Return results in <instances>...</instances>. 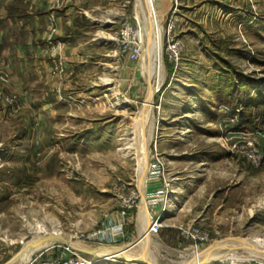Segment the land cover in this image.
I'll list each match as a JSON object with an SVG mask.
<instances>
[{"label":"rangeland","instance_id":"1","mask_svg":"<svg viewBox=\"0 0 264 264\" xmlns=\"http://www.w3.org/2000/svg\"><path fill=\"white\" fill-rule=\"evenodd\" d=\"M173 6V17L172 9L167 16L157 10L151 32L148 0L147 6L144 0H70L69 13L59 12L69 41L48 75L41 77L37 58L28 75L19 65L21 93L5 92L16 108L3 110L0 101V264L54 233L99 251L123 245L149 251L152 235L160 264L190 263L231 238L255 239L262 248L244 244L264 252V157L253 165L235 147L251 139L264 153V0H173ZM126 28L133 30L129 37ZM136 30L139 61L127 54L139 40ZM153 86L152 102L146 101ZM237 95V107L225 104ZM139 152L146 162L142 185ZM154 161L162 173L148 179ZM165 178L170 186L156 196L152 189ZM144 192L149 226L152 216L162 226L141 242ZM125 208L123 238L109 246L87 242V234ZM193 225L208 234L206 242L184 233ZM57 245L69 244L36 252L46 256ZM125 254L94 264H148L137 251Z\"/></svg>","mask_w":264,"mask_h":264},{"label":"crops","instance_id":"2","mask_svg":"<svg viewBox=\"0 0 264 264\" xmlns=\"http://www.w3.org/2000/svg\"><path fill=\"white\" fill-rule=\"evenodd\" d=\"M69 1L0 0V61L4 64L3 70L9 72L11 80L8 85H2L0 81V88H3L5 92L21 93L22 90L16 81L19 69H22L19 65L25 67L28 75L31 61L37 58L38 71L42 77L43 74L48 75L47 71H51L49 63L55 62L63 55L70 35L68 33L62 36L59 12L69 6ZM173 7V0H158L157 10L161 15L167 16ZM65 11L69 13V8ZM51 15L56 18L57 22V32L52 38L49 33ZM67 23L69 28H72V21H67ZM150 182L156 183L157 181ZM159 187L156 185L152 190ZM119 218V215H115L111 217V220L118 222Z\"/></svg>","mask_w":264,"mask_h":264},{"label":"built area","instance_id":"3","mask_svg":"<svg viewBox=\"0 0 264 264\" xmlns=\"http://www.w3.org/2000/svg\"><path fill=\"white\" fill-rule=\"evenodd\" d=\"M178 0H175L177 2ZM175 6L172 8V12L170 16L175 13ZM169 14V13H168ZM133 30L130 28H126L124 33L129 37L130 33ZM57 32V22L56 18L51 15L49 19V33H50V38H52L55 33ZM135 35H137V30L135 31ZM138 37V36H137ZM138 41L135 42L132 48L128 49L127 54L130 57L131 60L133 61H139L141 58L142 54V40L140 37H138ZM171 51L176 52L174 48H176V43H173L171 46ZM175 58H178L176 56ZM9 72L8 71H2L0 74V81L1 84L3 83H8L9 82ZM0 101H2V108L3 110H11V107L14 109L16 108L13 103H15V99L10 96L9 94L5 93V90L3 88H0ZM256 144L254 143L253 140H247L245 144H237L235 147L238 149L245 150L244 154L248 160L253 164V165H260V163L263 160L264 153L260 151L259 148L255 147ZM161 162H151L150 168L148 171V179L151 177V179L155 178L157 179L159 175L162 173V166ZM170 186L169 180L165 178V183L162 187L157 188L154 190V194L156 196H164L166 193V189ZM130 207V206H127ZM127 208L123 209L120 213V220L118 222H110L108 225H106L103 229H99L97 231H94L92 233H89L85 236V239L87 242H97L101 245H111L116 242H118L121 238L124 237L125 235V225L127 221ZM162 226L160 218H154L152 216V221L151 225L149 227L150 233L157 232L158 229ZM184 233L187 234L190 238L195 240L197 243H204L206 242L209 237L208 234L204 231H202L199 227L197 226H190L189 228L184 230ZM197 246V245H196ZM55 245L53 246V248ZM58 249H60V253L58 254V249L57 251H52L51 253L48 252L49 255L43 256L45 253L40 252L37 253L35 252L29 261V264H93L94 259L93 257H88L83 253V251H80L78 248H75L70 245H57Z\"/></svg>","mask_w":264,"mask_h":264},{"label":"bare ground","instance_id":"4","mask_svg":"<svg viewBox=\"0 0 264 264\" xmlns=\"http://www.w3.org/2000/svg\"><path fill=\"white\" fill-rule=\"evenodd\" d=\"M144 1L146 2V6H147V0H144ZM148 1L151 5V14L152 15H151L150 21H151V32H152L154 25L157 24V20H156V18H157V5H156L155 0H148ZM137 36L139 37L138 31H137ZM141 38L143 39V36ZM148 46L152 49L151 51H152V54L154 55L156 47H155V41L153 38V34H152V40L148 43ZM161 61L163 62V54L161 57ZM146 67H147V65H146ZM157 89L158 88L155 86L151 87V89L149 90V95L147 96L146 101L152 102L153 96L156 93ZM146 103H145V105H147V106L150 105V102L148 104H146ZM144 109H145V106H144L143 110ZM143 110L141 111L140 116L142 115ZM140 116H139V118H140ZM138 160H139L138 166H139V170H140V174H141V185H142L143 180L145 182L146 162H145V160L142 159L140 152L138 154ZM142 196H143V198H142L141 206H143L144 213H145L146 225L144 226V229L146 230V232L144 235L141 234V242H142L143 237L145 235L149 236L151 234L149 231V227H150L149 226V211H148L146 201H145V196H146L145 192L142 193ZM151 236H149L150 241H151L150 244H151V247L153 249H150L149 251H143L141 249H138L137 246L124 247L125 245H123V247L120 246V247H116L113 249H109V251H99V250H95V249L89 250L84 245H82L78 242L66 240L65 238L59 236L58 233H54L50 237L44 238L42 241H40L39 244H36V245L29 247L27 250L22 252V255L19 256V258L15 259L14 261H12L8 264H29L30 258L34 252H36V251H38L44 247L50 246L53 243L59 242V241L67 242L69 245H71L73 247H76L79 249H84V251H89V252L95 251L96 255L100 257V260L98 259V260L94 261V263L97 261H101V260L103 261V260L111 259L112 256H117V255H123L124 256V254L127 253V251L131 249L134 252L137 251V254L140 255V257H144L143 259L148 261L149 263L160 264L159 262H161V260H160L159 256L157 254H155V251H154V249L158 250L156 247V240L153 236L152 237ZM244 243L255 244L257 247L262 248L261 242L255 240V239L231 238V239H227V240H225V241H223L217 245H214L215 247L206 249L205 251H203V254L199 258H197L196 260H194L190 263H180V262L175 261V262H173V264H201L203 261H207V260H219V259H229V258L241 259L246 255H256V256L262 257L264 259V252L257 251L255 249L251 248L250 246L245 245ZM132 244H134V243H132ZM227 244H235V245H230V246L222 248V246H226ZM233 246H235V249L232 250L231 247H233ZM145 247L147 250V246H145ZM230 249H231V251L227 252V250H230ZM237 249H240V251ZM126 258H128V257H126ZM128 263L134 264L131 259H128Z\"/></svg>","mask_w":264,"mask_h":264},{"label":"trees","instance_id":"5","mask_svg":"<svg viewBox=\"0 0 264 264\" xmlns=\"http://www.w3.org/2000/svg\"><path fill=\"white\" fill-rule=\"evenodd\" d=\"M247 83H249L248 81H244V82H241L240 84H247ZM238 95L234 98V96H230L229 98H227V100L225 101V104L226 105H228V106H231L232 108H235V107H237L236 105H237V103H239L238 102ZM262 103L264 102V95H261V98L259 99ZM166 231H167V229L166 228H163V231H162V233H161V236L164 238V239H166L165 238V236H166ZM169 231H171V229H169ZM172 238H176V236L174 235Z\"/></svg>","mask_w":264,"mask_h":264},{"label":"water","instance_id":"6","mask_svg":"<svg viewBox=\"0 0 264 264\" xmlns=\"http://www.w3.org/2000/svg\"><path fill=\"white\" fill-rule=\"evenodd\" d=\"M149 231H150V229H149ZM237 250L240 251V249H237ZM91 254L96 255L95 251H94V252H91ZM140 260H143V259H140ZM144 261H146V260H144ZM208 261H209V260H207V261H203L201 264H206ZM146 262H147L148 264H150L148 261H146Z\"/></svg>","mask_w":264,"mask_h":264}]
</instances>
